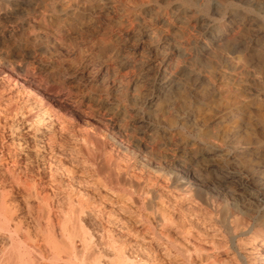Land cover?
Returning a JSON list of instances; mask_svg holds the SVG:
<instances>
[{
	"label": "rangeland",
	"instance_id": "374dc122",
	"mask_svg": "<svg viewBox=\"0 0 264 264\" xmlns=\"http://www.w3.org/2000/svg\"><path fill=\"white\" fill-rule=\"evenodd\" d=\"M263 197L264 0H0L16 264H264Z\"/></svg>",
	"mask_w": 264,
	"mask_h": 264
},
{
	"label": "bare ground",
	"instance_id": "6f19581e",
	"mask_svg": "<svg viewBox=\"0 0 264 264\" xmlns=\"http://www.w3.org/2000/svg\"><path fill=\"white\" fill-rule=\"evenodd\" d=\"M232 115V114H231ZM172 120V119H171ZM171 123V122H170ZM118 129H120V128H118ZM202 150V149H201ZM204 151V150H203ZM196 153V152H195ZM202 153V152H201ZM211 155V154H210ZM208 156V155H207ZM125 157V156H124ZM197 158V157H196ZM204 158V157H203ZM184 159H186V157L184 158ZM188 159V158H187ZM191 159V158H190ZM193 159V158H192ZM197 160V159H196ZM195 160V161H196ZM201 160V159H200ZM209 160V159H208ZM189 161V160H188ZM192 161V160H191ZM226 161V160H225ZM184 162V161H183ZM214 162V161H213ZM182 163V162H181ZM193 163H195V162H193ZM200 163V162H199ZM202 163V162H201ZM220 163V162H219ZM203 164V163H202ZM198 165V164H197ZM204 165V164H203ZM237 165V164H236ZM244 165H245V163H244ZM182 166V165H181ZM212 166V165H211ZM184 167V166H183ZM199 167V166H198ZM223 167V166H222ZM241 167H242V165H241ZM196 168V167H195ZM194 168V169H195ZM224 168V167H223ZM188 169H190V168H188ZM193 169V168H192ZM191 169V170H192ZM207 169V168H206ZM208 170V169H207ZM216 170V169H215ZM226 170V169H225ZM243 171V170H242ZM247 171V170H246ZM193 173H194V171H193ZM200 173H201V171H200ZM205 173H206V171H205ZM212 173H213V171H212ZM244 173H245V171H244ZM240 174V173H239ZM196 176H197V174H195ZM198 175H200V174H198ZM203 175V174H202ZM233 175V174H232ZM206 176V175H205ZM234 176V175H233ZM237 176V175H236ZM199 177V176H198ZM209 177V176H208ZM227 177V176H226ZM252 177V176H251ZM178 178V177H177ZM221 178V177H220ZM223 178V177H222ZM254 178V177H253ZM203 179V178H202ZM236 179V178H235ZM234 179V180H235ZM245 179V178H244ZM183 181V180H182ZM233 181V180H232ZM205 182V181H204ZM229 182V181H228ZM199 184V183H198ZM197 184V185H198ZM229 185V184H228ZM240 185V184H239ZM199 186V185H198ZM197 186V187H198ZM223 189V188H222ZM82 191H84V190H82ZM259 192V191H258ZM84 194V193H83ZM86 194V193H85ZM87 195V194H86ZM259 196V195H258ZM256 197H257V195H256ZM90 198V197H89ZM264 198V197H263ZM187 199V198H186ZM257 199V198H256ZM255 199V200H256ZM214 201H216V200H214ZM213 202V201H212ZM258 202V201H257ZM124 203V202H123ZM138 203V202H137ZM216 203V202H215ZM219 203V202H218ZM238 203V202H237ZM81 205V204H80ZM211 206H212V204H211ZM231 206H233V205H231ZM80 207V206H79ZM216 207V206H215ZM236 207V206H235ZM83 208V207H82ZM82 208H80L79 209V211H81L80 213H84V210L82 209ZM219 209V208H218ZM217 209V210H218ZM99 210V209H98ZM190 210V209H189ZM216 210V209H215ZM73 212H75L76 214H78L79 212H78V210H77V212L74 210ZM89 213H90V211H89ZM94 213H98V212H94ZM84 214H86V212L84 213ZM88 214V213H87ZM110 214V213H109ZM219 214V213H218ZM225 214H226V212H225ZM224 214V215H225ZM227 214H228V212H227ZM237 214V213H236ZM89 215H91V214H89ZM94 215H96V214H94ZM242 215V214H241ZM246 215V214H245ZM72 216H73V214H72ZM243 216V215H242ZM84 217V216H83ZM87 217H88V215H87ZM93 217V216H92ZM101 217V216H100ZM219 217V216H218ZM238 217V216H237ZM244 217V216H243ZM70 218L71 217H69V220H70ZM81 218L82 217H80V214L79 215H77L76 217H75V219H76V222H74V220L72 219V221H73V223H75V229H73V231H71V233L73 234V235H78L79 237L78 238H81V241H83V243L86 245V246H88L89 245V241H91L92 239H91V235H89V232H88V228L86 229V226H84L82 223H80L81 222ZM90 218V217H89ZM195 218V217H194ZM211 218H213V217H211ZM210 218V219H211ZM215 218V217H214ZM217 218V217H216ZM264 218V217H263ZM84 219V218H83ZM218 219V218H217ZM232 219V218H231ZM231 219H230V222H231ZM236 219V218H235ZM91 220V219H90ZM195 220V219H194ZM197 220V219H196ZM216 220V219H215ZM226 220H228V219H226ZM225 220V221H226ZM94 221V220H93ZM107 221V220H106ZM202 221V220H201ZM224 221V222H225ZM234 221V220H233ZM110 222V221H109ZM113 222V221H112ZM205 222V221H204ZM203 222V223H204ZM221 222V221H220ZM241 222H242V220H241ZM70 223V222H69ZM68 223V224H69ZM72 223V224H73ZM212 223V222H211ZM232 223V222H231ZM108 224V222L106 223V225ZM214 224V223H213ZM215 224H216V222H215ZM214 224V225H215ZM220 224V223H219ZM225 224V223H224ZM237 224V223H236ZM74 225V224H73ZM72 225V226H73ZM96 225V224H95ZM204 225V224H203ZM210 225V224H209ZM217 226V225H216ZM222 226V225H221ZM220 226V227H221ZM90 227V226H89ZM106 227V226H105ZM207 227H208V225H207ZM206 227V228H207ZM211 227H213L212 226V224H211ZM218 227V226H217ZM220 227H218V228H220ZM232 227V226H231ZM72 228V227H71ZM107 229H109L108 227H107ZM214 228H212V230H213ZM217 229V228H216ZM234 229V228H233ZM233 229H232V231H233ZM0 230L1 231H7L8 232V234L10 235V236H12L13 234H14V232L9 228V225H7L6 223H5V221H3V220H0ZM211 230V231H212ZM90 231V230H89ZM210 231V232H211ZM217 231V230H216ZM215 231V232H216ZM221 231V230H220ZM225 231V230H224ZM92 232V231H91ZM108 232V231H107ZM106 232V233H107ZM218 232V231H217ZM216 232V233H217ZM95 233V232H94ZM103 233H105V231L103 232ZM105 233V234H106ZM109 233V232H108ZM107 233V234H108ZM185 233V232H184ZM220 233V232H219ZM66 234V233H65ZM210 234V233H209ZM208 234V235H209ZM76 235V236H77ZM92 235H94V234H92ZM103 235V234H102ZM213 235V234H212ZM75 236V237H76ZM217 236V235H216ZM72 237V236H71ZM71 237H69V238H71ZM96 237V236H95ZM99 237V236H98ZM102 237V236H101ZM234 237V236H233ZM77 238V237H76ZM77 238V239H78ZM109 238V237H108ZM74 239V238H73ZM98 239H101V238H98ZM102 240V239H101ZM71 241V240H70ZM93 241H95V239H93ZM112 241V240H111ZM110 241V242H111ZM96 242V241H95ZM101 242V241H100ZM115 242V241H114ZM98 243H99V241H98ZM98 243L96 242L95 244H97L98 245ZM103 243V242H102ZM72 244V243H71ZM88 244V245H87ZM100 244V243H99ZM110 244V243H109ZM112 244V243H111ZM115 244V243H114ZM97 245H95L93 248H95ZM103 246L105 245V243H103L102 244ZM117 246H118V244H116ZM99 246V245H98ZM98 246H97V248H98ZM102 246V247H103ZM112 246H114V245H112ZM84 247V246H83ZM11 251H9V252H5L4 253V251L3 250H0V264H16V263H18V261H21L22 260V255L20 254V253H18L17 252V245H16V243L14 242V241H12V243H11ZM20 248V247H19ZM18 248V249H19ZM86 248V247H85ZM90 248V247H89ZM99 248H100V246H99ZM104 248V247H103ZM108 248V247H107ZM124 248V247H123ZM122 248V249H123ZM195 248V247H194ZM73 249V248H72ZM113 250H114V248H112ZM116 249V248H115ZM182 249V248H181ZM100 250V249H99ZM99 250H98V252H99ZM104 250H106V248L104 249ZM183 250V249H182ZM73 251V250H72ZM79 251V250H78ZM82 251V250H81ZM108 251H110V250H108ZM108 251H106V252H108ZM201 251V250H200ZM75 252V251H74ZM80 252V251H79ZM86 252V251H85ZM85 252H83V254H81V255H75V256H72V259L68 262V264H138V262L139 261H135V260H132L131 258H130V256L128 257L127 256V254H129L128 252H127V254L126 253H124V251H122L120 248H118L117 249V251L115 252V254L113 255H111V257L109 258V260L107 261V262H102L101 261V259L99 258V254L100 253H98V255H92V254H94V253H89V252H87L88 253V255L90 254V256H87L86 254H85ZM95 252H96V250H95ZM78 252H75V254H77ZM109 253V252H108ZM197 253H199L198 251H197ZM201 253V252H200ZM23 254V253H22ZM110 254H111V252H110ZM192 254V253H191ZM196 254V253H195ZM74 255V254H73ZM109 255V254H108ZM130 255V254H129ZM197 255V254H196ZM259 255V254H258ZM92 256V257H91ZM190 256H192V255H188V256H186V259H185V261H187V264H191V258H190ZM201 256V255H200ZM210 256H212V255H210ZM239 256V255H238ZM246 256V255H245ZM263 256V255H262ZM57 257V256H56ZM60 257V256H59ZM108 257V256H107ZM132 257V256H131ZM135 257V256H134ZM133 257V259H136V258H134ZM194 257V256H193ZM204 257V256H203ZM206 257H208L207 256V254H206ZM242 257V256H241ZM251 257V256H250ZM256 257H257V255H256ZM264 257V256H263ZM64 258V257H63ZM69 258H71L70 256L67 258L68 260H69ZM102 258H104V257H102ZM166 258V257H165ZM201 258V257H200ZM246 258V257H245ZM66 259V262L68 261ZM105 259H107V258H105ZM170 259V258H169ZM195 259V258H194ZM213 259H215V258H213ZM252 259V258H251ZM254 259V258H253ZM261 259V258H260ZM53 260V259H52ZM59 260V259H58ZM104 260V259H103ZM165 260V259H164ZM167 260V259H166ZM196 260V259H195ZM250 260V259H249ZM54 261H55V259H54ZM106 261V260H105ZM163 261V260H162ZM161 261V262H162ZM245 261V260H244ZM262 261H264V260H262ZM137 262V263H136ZM141 262H143V260L141 261ZM258 262V261H257ZM256 262V260L254 259V260H250V262H247V260H246V262L245 263H249V264H256L257 263ZM197 263V262H196ZM244 263V264H245ZM264 263V262H263ZM140 264V263H139ZM168 264V263H167ZM185 264V263H184ZM259 264H262V263H259Z\"/></svg>",
	"mask_w": 264,
	"mask_h": 264
}]
</instances>
